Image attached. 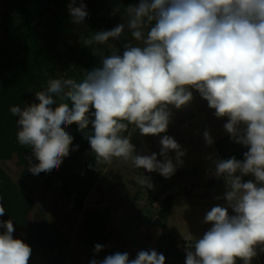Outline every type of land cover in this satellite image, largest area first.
<instances>
[{
    "label": "clouds",
    "instance_id": "9594fccd",
    "mask_svg": "<svg viewBox=\"0 0 264 264\" xmlns=\"http://www.w3.org/2000/svg\"><path fill=\"white\" fill-rule=\"evenodd\" d=\"M68 12L75 25L88 16L83 0L78 6L70 0ZM112 14H120L123 22L80 41L99 57V66L83 70L79 81L49 79L44 90L35 92L38 103L10 108L18 117V143L37 161L29 158L28 171L59 169L73 145L66 129L74 123L90 144L97 168L116 158L170 178L186 149L163 135L158 154H141L123 133L129 125L141 136L166 133L172 108L188 106L195 90L217 118H227L225 131L247 151L242 160H212L211 173L226 186L215 199L225 203L205 213L203 223L210 227L202 236H189L185 264H237L238 259L252 264L257 247L264 245V0H139L118 4ZM115 41H123L122 52L109 44ZM203 137L214 144L208 131ZM135 179L142 187H154L148 175ZM0 228V264H28L32 249L13 236L12 219L0 220ZM103 247L96 244L94 252ZM165 259L149 249L134 259L116 252L90 264H165Z\"/></svg>",
    "mask_w": 264,
    "mask_h": 264
},
{
    "label": "rangeland",
    "instance_id": "374dc122",
    "mask_svg": "<svg viewBox=\"0 0 264 264\" xmlns=\"http://www.w3.org/2000/svg\"><path fill=\"white\" fill-rule=\"evenodd\" d=\"M83 3L86 4L88 12L84 24L75 25L71 21L70 35L54 41L51 49H55L56 53L61 49L87 50L82 59L57 62L53 70L49 71L52 79L73 78L79 81L83 78V70L99 66V57L94 56L90 48L81 44L83 39L91 37L96 31L111 30L122 23L120 14H112L114 7L118 4L125 7L136 5L139 0H83ZM19 4L18 0H0V45L6 42L7 35L19 22ZM46 12L48 8L41 7V17L34 22L37 26L36 37L41 42L46 39L41 22ZM128 39L136 43L130 34ZM109 44L123 51V41ZM102 47L109 50V45ZM46 87L47 84L42 82L37 90L32 89L26 94L35 97V92ZM172 113L167 132L160 136H141L134 125H129L127 132L123 134L131 138V143L141 154H158L161 147L159 141L163 135L173 137L182 149L187 150L182 157L183 164L167 179L158 172L147 173L144 169L134 168L130 161L116 158L111 164H101L98 168L95 164V168H84L81 166L89 161V157L78 153H69L63 158L59 169L38 175H33L30 171L24 172L18 151L11 153L7 159L0 158V169L4 173L0 185V197H3L0 204L5 208L6 214V217L5 214L0 216V220L12 219L15 228L13 236L22 239L31 247L32 255L28 264H52V261L45 258L33 244L36 237L28 234V229L36 223L44 224V230L48 229L49 225L55 227V239L51 238L54 244L53 255L63 253L65 264H90L92 259L100 261L116 252H127L130 259H134L141 250L155 249L162 253L170 240H174L176 250L182 254L178 264L185 263L186 253L176 246L191 247L189 236H202L210 227L203 223L205 213L213 206L225 203L215 199L217 196H223L226 186L223 178H217L211 173L212 160L229 159L233 156L242 160L247 148L230 139L223 127L227 118H217L214 109L209 108L207 101L195 90L191 103L181 109L172 108ZM205 131L210 133L214 144L209 146L205 143ZM2 138L8 143L1 139L0 151H3L6 145L20 146L13 134L3 135ZM169 155L174 159V152ZM158 159L163 160V157L158 155ZM78 171H87L88 176L97 171L100 173L88 189V176L84 181L73 177ZM142 174L151 177L153 188L147 189L136 183L135 178ZM251 178L244 177L245 180ZM67 186L74 188L73 192L77 194L76 202L71 203L66 197L63 190H66ZM77 186L80 189H77ZM167 197L171 198V206L163 223L168 236L160 242V230L152 224V220L157 219L158 211L166 207ZM229 212L231 214V209ZM102 224L104 241L100 244L104 247L103 251L97 254L94 252V246L88 242L86 244L81 237L87 234V229L93 228L95 238L100 232L94 230L96 226L101 228ZM3 231L4 229L0 228V232ZM237 264L243 262L238 259ZM252 264H260L257 256L253 258Z\"/></svg>",
    "mask_w": 264,
    "mask_h": 264
},
{
    "label": "trees",
    "instance_id": "16d2710c",
    "mask_svg": "<svg viewBox=\"0 0 264 264\" xmlns=\"http://www.w3.org/2000/svg\"><path fill=\"white\" fill-rule=\"evenodd\" d=\"M18 1L20 3L18 13L19 22L13 27L11 33L7 35L6 42L0 45V140H5L2 138L3 135L8 136L13 134L16 137L18 130L16 119H18V117L12 115L10 108L17 105L23 107L26 104L38 103L35 97L28 96L26 93L32 89H34V91L35 89L37 90V87H39L42 82L47 84V81L52 79V75H49V71L51 72L53 70L57 62L62 60L72 61L77 58L82 59L87 50L78 48L63 51L61 49L56 53L55 49H51L54 41L57 39L61 40L63 37H68L70 35L72 29L69 27L71 18L68 12V4L70 0ZM80 2L81 0H76L77 6ZM41 7L48 8V12H46L41 19L45 30L46 39L44 42L39 41L36 37L37 26L34 25L35 20L41 17ZM84 62H86L85 59ZM45 71L48 75L44 74ZM66 130L74 137L73 145L70 147V153H78L89 157L87 159L89 161L84 162L81 167L89 168V165L94 167L95 158L92 156L90 144L87 139L83 137L81 132L78 131L77 125L73 123L68 126ZM76 146H78V148ZM15 151L20 153L24 172H27L29 158H31L32 163L35 161L30 148L22 145L18 147H9L6 145L5 149L0 151V158L7 159L11 153ZM99 173L100 172L97 171L94 175L88 176L87 171H82V173L78 171L73 174L74 176H71L75 177L76 180L83 179V181L88 176L87 181L89 183L87 187L89 189L93 180L98 177ZM3 174L4 173L0 169V185H2ZM71 179L74 180V178ZM78 188L80 189L79 186H77V189ZM73 189L72 186L71 188L67 186L66 190H63L71 203L76 202L77 198V194L73 192ZM81 191H83L82 187ZM165 201L167 208L165 207L159 210L158 218L152 220V224L160 230L158 236L160 242L166 240L168 236L165 232L163 220L167 217L168 211L170 210L171 198L167 197ZM43 225L44 224L41 223L32 224L28 229V234L31 233L29 234L32 235L31 237H36L33 244L37 246L45 258L50 260V262L52 261V264H65L63 260L65 256H63V253L60 254L58 252L53 255L54 250L52 249V245L54 244L52 239H55V227L49 225V228L44 230ZM102 227L103 224L101 228L96 226L94 231L100 232V234L95 238H93L95 236L92 230L93 228H89L87 229L89 233L87 232L81 239L85 241L86 244L88 242V244L93 246L100 244L104 241V229ZM174 243V240H170L161 253L166 258L165 264H178L181 259L180 255L182 254L176 250Z\"/></svg>",
    "mask_w": 264,
    "mask_h": 264
},
{
    "label": "water",
    "instance_id": "95a60500",
    "mask_svg": "<svg viewBox=\"0 0 264 264\" xmlns=\"http://www.w3.org/2000/svg\"><path fill=\"white\" fill-rule=\"evenodd\" d=\"M264 248V245L258 246L257 247V258L259 260L260 264H264V251H261L260 249Z\"/></svg>",
    "mask_w": 264,
    "mask_h": 264
},
{
    "label": "built area",
    "instance_id": "2783aa9c",
    "mask_svg": "<svg viewBox=\"0 0 264 264\" xmlns=\"http://www.w3.org/2000/svg\"><path fill=\"white\" fill-rule=\"evenodd\" d=\"M186 246L187 247H190L189 245H185L184 247L183 246H180V245H178V246H176L178 249H181V251H183L184 253H186V251H185V249H186Z\"/></svg>",
    "mask_w": 264,
    "mask_h": 264
}]
</instances>
